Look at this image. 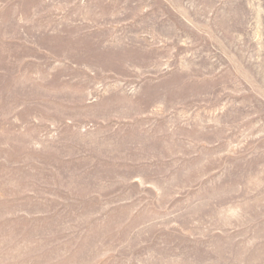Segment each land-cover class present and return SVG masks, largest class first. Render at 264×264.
Returning a JSON list of instances; mask_svg holds the SVG:
<instances>
[{"label":"rangeland","instance_id":"obj_1","mask_svg":"<svg viewBox=\"0 0 264 264\" xmlns=\"http://www.w3.org/2000/svg\"><path fill=\"white\" fill-rule=\"evenodd\" d=\"M0 264H264V0H0Z\"/></svg>","mask_w":264,"mask_h":264}]
</instances>
